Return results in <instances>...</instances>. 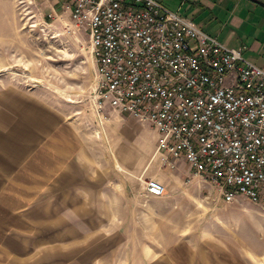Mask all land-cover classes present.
Listing matches in <instances>:
<instances>
[{"label": "crops", "instance_id": "obj_1", "mask_svg": "<svg viewBox=\"0 0 264 264\" xmlns=\"http://www.w3.org/2000/svg\"><path fill=\"white\" fill-rule=\"evenodd\" d=\"M159 1L264 69V0ZM11 82L0 79V264H238L164 232L174 210L155 202L189 199L198 177L158 150L154 125L110 105L65 113ZM151 179L164 193L146 191Z\"/></svg>", "mask_w": 264, "mask_h": 264}, {"label": "built area", "instance_id": "obj_2", "mask_svg": "<svg viewBox=\"0 0 264 264\" xmlns=\"http://www.w3.org/2000/svg\"><path fill=\"white\" fill-rule=\"evenodd\" d=\"M63 1L87 28L99 107L154 125L158 150L184 158L223 201L264 208V69L159 0Z\"/></svg>", "mask_w": 264, "mask_h": 264}, {"label": "rangeland", "instance_id": "obj_3", "mask_svg": "<svg viewBox=\"0 0 264 264\" xmlns=\"http://www.w3.org/2000/svg\"><path fill=\"white\" fill-rule=\"evenodd\" d=\"M46 0H0V79L47 96L65 113H102L95 97L96 62L89 35L76 27L65 4L52 9ZM190 198L162 197L177 242L191 249L231 255L238 264H264V208L245 196L215 204V188L192 178ZM154 204V203H153ZM173 204V205H172Z\"/></svg>", "mask_w": 264, "mask_h": 264}, {"label": "water", "instance_id": "obj_4", "mask_svg": "<svg viewBox=\"0 0 264 264\" xmlns=\"http://www.w3.org/2000/svg\"><path fill=\"white\" fill-rule=\"evenodd\" d=\"M261 4H264V3H261Z\"/></svg>", "mask_w": 264, "mask_h": 264}, {"label": "bare ground", "instance_id": "obj_5", "mask_svg": "<svg viewBox=\"0 0 264 264\" xmlns=\"http://www.w3.org/2000/svg\"><path fill=\"white\" fill-rule=\"evenodd\" d=\"M141 137V136H140Z\"/></svg>", "mask_w": 264, "mask_h": 264}]
</instances>
